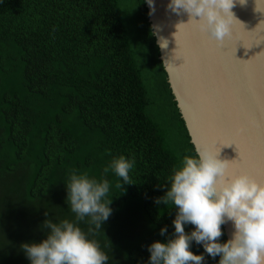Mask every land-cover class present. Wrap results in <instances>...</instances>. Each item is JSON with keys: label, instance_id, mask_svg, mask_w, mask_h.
Returning <instances> with one entry per match:
<instances>
[{"label": "trees", "instance_id": "16d2710c", "mask_svg": "<svg viewBox=\"0 0 264 264\" xmlns=\"http://www.w3.org/2000/svg\"><path fill=\"white\" fill-rule=\"evenodd\" d=\"M138 1L164 77L165 111L152 109L156 95L135 62L118 0H0V264H30L20 245L46 238L43 221L74 219L68 170L99 179L111 156L134 157L135 167L122 189L115 174L106 177L112 214L94 238L108 264H148L147 247L174 233L175 207L155 200L173 166L196 154ZM190 251L218 264L194 241Z\"/></svg>", "mask_w": 264, "mask_h": 264}, {"label": "clouds", "instance_id": "9594fccd", "mask_svg": "<svg viewBox=\"0 0 264 264\" xmlns=\"http://www.w3.org/2000/svg\"><path fill=\"white\" fill-rule=\"evenodd\" d=\"M146 2L154 11L153 0ZM258 2L256 11L262 12ZM239 3L243 5L246 0ZM234 6V0H169L166 7L177 15H188V23L177 28L192 24L222 44L226 37L231 38L233 23L239 22L231 11ZM166 46V42L161 44ZM134 167V157L119 155L111 156L99 179L87 170L70 168L65 182L66 202L74 219L43 221L46 238L20 245L30 264H108V254L94 238L112 214L111 185L106 177L110 172L115 174L119 178L115 187L122 189L132 184L129 172ZM228 167L229 163L218 159L211 148L196 156L185 155L178 166H173L167 191L155 203L175 207L174 233L165 243L153 242L147 247L148 264H204L203 255L190 251L193 241L209 257L218 256V264H264V183L258 184L245 174H229ZM229 221L234 231L230 239L220 243L221 226ZM82 223L88 226L87 231L80 227ZM187 224L194 226L190 233L185 232ZM166 234L167 228H161L160 235Z\"/></svg>", "mask_w": 264, "mask_h": 264}, {"label": "water", "instance_id": "95a60500", "mask_svg": "<svg viewBox=\"0 0 264 264\" xmlns=\"http://www.w3.org/2000/svg\"><path fill=\"white\" fill-rule=\"evenodd\" d=\"M143 2L158 60L195 154L213 150L216 141H228L236 144L239 164L243 165L251 148L255 168L247 174L233 172L231 166L238 159L235 145L216 146L218 159L230 163L229 174H245L258 184L264 183V0L257 4L262 12L256 11V0H246L243 5L234 0L231 11L247 33L233 23L231 38L226 37L222 44L206 33L195 32L198 29L192 24L177 28L188 23V15L169 11V0H153L154 11L146 0ZM163 33L172 44L169 56L161 47ZM180 64L188 78L182 77ZM241 127L245 135H236ZM198 130L202 131L199 137L195 135ZM222 228L226 240L230 239L232 223L226 222Z\"/></svg>", "mask_w": 264, "mask_h": 264}, {"label": "rangeland", "instance_id": "374dc122", "mask_svg": "<svg viewBox=\"0 0 264 264\" xmlns=\"http://www.w3.org/2000/svg\"><path fill=\"white\" fill-rule=\"evenodd\" d=\"M124 19L125 29L133 49L135 62L140 69L146 88L156 95L152 109L155 112L165 111L164 77L152 50L143 14L138 0H118ZM162 116H164L162 114ZM183 143V140L180 141Z\"/></svg>", "mask_w": 264, "mask_h": 264}, {"label": "snow or ice", "instance_id": "6c2138e0", "mask_svg": "<svg viewBox=\"0 0 264 264\" xmlns=\"http://www.w3.org/2000/svg\"><path fill=\"white\" fill-rule=\"evenodd\" d=\"M236 24H240L239 22H235ZM241 25V31L244 32V33H247L243 30V26L242 24ZM197 33H202L201 31L197 30L195 31ZM241 41H244V37L241 36L240 38ZM244 47L247 48V46L244 44ZM252 131V128L251 127H248L247 129V132L248 133H251ZM246 133V130L245 128H240L239 131H237L236 129V135H245ZM217 145H219L220 147H229V146H232V145H235V151L238 153V159H237V164L236 165H232L231 167L233 168V172L235 170H239L241 173H247V174H252L254 168H255V163H254V159H253V152H252V149L250 148L249 149V154L248 156L245 158V162L243 165H240L239 164V159H240V153L238 152L237 150V146L236 144L234 143H230L228 141H216V143L213 145L214 148H213V151L218 153L219 152V147H216ZM229 167H230V163H229Z\"/></svg>", "mask_w": 264, "mask_h": 264}, {"label": "bare ground", "instance_id": "6f19581e", "mask_svg": "<svg viewBox=\"0 0 264 264\" xmlns=\"http://www.w3.org/2000/svg\"><path fill=\"white\" fill-rule=\"evenodd\" d=\"M163 40H164L163 42H166L167 46L165 47V51L168 54V51H170L171 48H172V44H171V41L169 40L168 36L166 35V33H163ZM170 53L168 54V56L170 55ZM182 67H183L182 64H180L179 65V69L181 70V72L183 74L182 77L183 78H188L187 72L185 73V71H184V69ZM195 135H197L198 137L201 136L202 135V131L201 130L196 131Z\"/></svg>", "mask_w": 264, "mask_h": 264}]
</instances>
